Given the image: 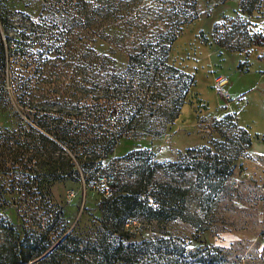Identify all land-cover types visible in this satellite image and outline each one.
Listing matches in <instances>:
<instances>
[{"label":"trees","instance_id":"1","mask_svg":"<svg viewBox=\"0 0 264 264\" xmlns=\"http://www.w3.org/2000/svg\"><path fill=\"white\" fill-rule=\"evenodd\" d=\"M36 1V18L0 1V106L7 116L17 118L15 126L0 129V174H13L15 187L29 186L20 207L44 216L45 225L39 222L41 231L21 236L18 224L24 232V221L1 218L9 205L0 195L1 234L14 233L11 243L0 244V264H45L48 258L63 264L58 251L68 245L72 264H225L229 249L224 246L200 241L189 247V241L164 233L135 235L144 225L188 221V195L204 186L203 181L202 195L220 190L232 173L234 158L186 165L196 175L192 188L155 179L158 166L168 170L175 164L155 162L146 148L113 155L123 139L161 134L191 97L195 76L171 54L184 27L200 15L196 0ZM262 1L240 0L239 12L245 18L229 17L228 35H213L215 24L213 42L246 56L264 47L263 28L254 29L257 22L252 19ZM258 12L255 18L264 24V14ZM99 39L108 44L106 52L94 47ZM8 64L18 66L11 79L16 105L5 95ZM243 134L242 148L249 149L252 138L245 128ZM121 160L131 163V176L122 175ZM107 169H116L120 178L97 188L100 198L89 224L78 222L62 237L67 220L52 202V186L80 180L87 191L98 177L104 179ZM212 175L220 176L216 184ZM193 216L189 222L201 230L197 214Z\"/></svg>","mask_w":264,"mask_h":264},{"label":"rangeland","instance_id":"2","mask_svg":"<svg viewBox=\"0 0 264 264\" xmlns=\"http://www.w3.org/2000/svg\"><path fill=\"white\" fill-rule=\"evenodd\" d=\"M4 1L8 8L29 13L33 18L39 13L40 5L36 0ZM196 3L200 15L184 27L173 44L171 54L178 66L195 76L196 85L191 97L175 121L161 134L148 135L139 140L123 139L115 147L113 155L122 157L132 150L146 148L151 151L155 162L175 164L168 170L158 166L154 178L180 185H193L196 175L187 170L186 165L194 160L220 162L223 157L234 158L232 173L220 190L216 189L217 192L208 197L202 195L205 181L204 186L197 189L192 186L195 191L188 195V221L175 219L158 226L144 225L137 228L139 231L135 236L165 234L166 237L189 241V247L198 246L200 241H204L229 249L225 264H264V155L253 157L249 149L242 148L245 144L241 126H246L252 133L253 144L264 143V70L259 69L262 65L264 67V47L253 48L246 56L218 47L213 42L211 32L215 24L217 30L213 35H228L232 27L229 17L238 14L245 18L246 15L239 12L240 0H196ZM208 11L210 14H207ZM258 11L264 14V0L252 14V19L257 22L254 29L263 28L260 32L263 33L262 20L255 18L260 14ZM0 37L3 38L1 31ZM94 47L99 52H106L108 44L99 39ZM239 62H242L240 69L237 67ZM16 65L8 64L5 67L4 89L6 98L8 93L12 99L11 105H16L13 98L15 91L11 86L15 69H18ZM66 70L68 79L70 69ZM227 114L230 117L223 119ZM16 123L17 118L7 116L1 104L0 129L13 127ZM250 152H256L254 147ZM120 164L123 165L122 175L128 177L133 174L129 161L121 160ZM32 168L37 169V166ZM103 177H98L87 191L80 180H67L52 186V202L64 210L63 216L67 220V230L62 237L78 222L81 226L89 224L91 214H96L95 206L100 198L97 188L101 190L103 181L118 178L119 172L107 169ZM12 178L13 174H0V195H4L9 205L2 209L1 218L16 224L24 221V232L18 224V233L28 237L41 231L37 224L44 216L21 208L31 190L26 185L15 187L16 180ZM201 178L203 180L206 176L202 175ZM210 178L216 184L220 176L212 175ZM195 213L201 230L189 222ZM60 217L54 223H59ZM41 224L44 227L45 222ZM1 233L0 244L13 241L12 231L8 236ZM57 256L63 264H72V247L68 245L60 249ZM45 264H55V261L48 258Z\"/></svg>","mask_w":264,"mask_h":264},{"label":"crops","instance_id":"3","mask_svg":"<svg viewBox=\"0 0 264 264\" xmlns=\"http://www.w3.org/2000/svg\"><path fill=\"white\" fill-rule=\"evenodd\" d=\"M259 69L264 70L263 65ZM241 126L247 130V132L250 134V136L252 138V133L249 131V129L246 126H243V125H241ZM252 147H254L256 152H253V153L250 152ZM249 153L252 154L253 157L258 156V155H264V143L263 144L259 143V144L255 145V144H253V140H252L251 146L249 148Z\"/></svg>","mask_w":264,"mask_h":264},{"label":"built area","instance_id":"4","mask_svg":"<svg viewBox=\"0 0 264 264\" xmlns=\"http://www.w3.org/2000/svg\"><path fill=\"white\" fill-rule=\"evenodd\" d=\"M108 181V180H107Z\"/></svg>","mask_w":264,"mask_h":264}]
</instances>
